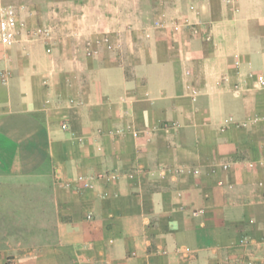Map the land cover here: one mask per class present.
<instances>
[{"label":"crops","instance_id":"1","mask_svg":"<svg viewBox=\"0 0 264 264\" xmlns=\"http://www.w3.org/2000/svg\"><path fill=\"white\" fill-rule=\"evenodd\" d=\"M2 6L0 264H264V0Z\"/></svg>","mask_w":264,"mask_h":264},{"label":"built area","instance_id":"2","mask_svg":"<svg viewBox=\"0 0 264 264\" xmlns=\"http://www.w3.org/2000/svg\"><path fill=\"white\" fill-rule=\"evenodd\" d=\"M195 1L202 3L206 0H195ZM191 9L193 8L191 7ZM164 26H165V23L163 22H160V21L154 22V27L163 28ZM172 27L174 28V30L179 29V26L176 24H173ZM25 29H26V26L24 22L20 20L17 10L14 7L12 6L0 7V47L2 48L12 47L17 42L18 38L23 34V32H25ZM54 30L55 28L53 26L46 25V26L36 27L25 33L29 37V39L33 41H36L39 39L50 41L53 39ZM96 44L105 46L107 50H113L115 48V44L111 40L108 32H102L100 34V38L96 41ZM46 52L50 53L51 50L48 48ZM85 53L87 56H92L96 53L95 51H92L91 49V42L86 43ZM235 64L238 65L239 63L236 61ZM249 76L252 77V74H250ZM9 77L10 75L8 72L0 71V84H6L8 82ZM255 86L258 88H261L264 86L263 76L260 75L256 77ZM240 89L241 88L239 85H235L233 87L234 95H238L240 92ZM230 123H231L230 119L224 121L225 125H228ZM66 127H67L66 125L62 126L63 129H66ZM221 131H224V128H222ZM228 167H229L228 164L222 165V168L225 170ZM180 172H183V170H181ZM189 173L196 175V174H199V171L190 170ZM120 177L121 176L116 171H111V172L100 173L95 178L97 180H106L107 182H117L120 179ZM128 177L132 178L133 174H129ZM78 181H83V180L82 178H79ZM82 183H83L84 188H92V185L90 182L84 181ZM64 187L66 188L70 187V183L66 182L64 184ZM202 213H203L202 211H198V212H195L193 215L198 216V215H201ZM239 243L240 245L245 246L248 243V240L243 238L240 240ZM234 264H243V263L239 260H236Z\"/></svg>","mask_w":264,"mask_h":264}]
</instances>
